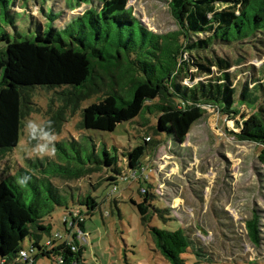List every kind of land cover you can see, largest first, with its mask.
<instances>
[{
	"label": "trees",
	"instance_id": "trees-1",
	"mask_svg": "<svg viewBox=\"0 0 264 264\" xmlns=\"http://www.w3.org/2000/svg\"><path fill=\"white\" fill-rule=\"evenodd\" d=\"M19 1L0 0V161L17 147L25 118L34 110L31 92L43 89L55 91L59 105L53 109L50 100L42 128L28 137L31 144L42 135L60 134L68 113H80V131L112 133L125 123L147 128L142 141L122 153L127 160L124 173L117 166L118 156L111 157L107 150L102 162L92 151L88 154L94 163L114 166L103 179L110 193L118 190L119 182L144 172L141 184L149 187L140 195L145 198L130 202L145 226L153 215L144 160L157 143L151 141L153 135L183 143L210 108L234 122L238 141L259 147L258 160L264 165V0H169L178 30L167 34H155L142 25L126 8L128 0L53 1L63 2L65 11H55L48 4L51 0H32L44 17L50 7L51 22L68 10L82 5L86 9L65 25L45 31L38 25L24 35L12 34L2 24V18L12 21L10 12H22ZM25 10L33 19L31 9ZM220 50L234 55L221 56ZM247 57L263 62L258 68L244 64ZM196 76L201 79L195 81ZM99 91L104 92L102 98L83 105ZM152 120L156 124L148 125ZM67 143L55 144L56 160L29 161L32 171L19 167L0 180V264H40L43 259L50 264H88L80 236L86 233V216H94L98 208L97 198L90 192L59 191L53 179H77L99 167L93 169L84 160L76 141ZM29 194L31 202L26 204ZM59 211L64 216L60 229L66 226L63 232L53 230V215ZM160 219L165 220L162 214ZM258 222L255 215L247 222L255 245ZM149 234L153 252L170 264H187L188 252L196 262L213 259L183 228L151 226Z\"/></svg>",
	"mask_w": 264,
	"mask_h": 264
},
{
	"label": "rangeland",
	"instance_id": "rangeland-1",
	"mask_svg": "<svg viewBox=\"0 0 264 264\" xmlns=\"http://www.w3.org/2000/svg\"><path fill=\"white\" fill-rule=\"evenodd\" d=\"M53 1L55 0L48 4H52L55 11L61 10L60 7L63 11L67 10L63 2L58 1L54 5ZM27 2L29 6L23 0L18 2L23 8L21 13L10 12L12 21L2 18L4 28L12 34H28L29 30L35 31L38 25H41L43 31L53 25H65L71 16L80 15L86 9L82 5L73 11L68 10L60 20L55 18L51 22L49 6L45 8L44 17L34 1ZM24 7L31 9L33 19ZM126 8L155 34L178 30V25L170 13L169 0H128ZM16 10L20 11L18 7ZM218 52L221 56L234 55L230 50ZM245 62L244 64L258 68L263 59L247 57ZM200 79L196 76L195 81ZM54 92L43 89L31 92L34 110L25 118L17 147L5 160L0 161V180L15 173L19 167L32 171L29 161L46 158L56 160L52 148L56 143L68 144L70 141H76L80 145L78 148L85 161L89 160L88 154L92 151L102 162V152L107 150L111 157L118 156L117 166L120 172H126L127 160L122 157V153L135 146L136 141L141 142L143 132L147 129L137 124L119 125L112 133L86 132L78 129L80 113H68L61 133L54 135L55 139L49 143L48 150L41 152L37 147L48 143L42 139L44 135L35 143L29 142L28 137L33 133L29 124H35L36 129H41L50 100L54 101L53 109L59 105ZM103 94V91L91 93L83 105L97 102ZM137 121L142 123L139 118ZM150 124H156V121L152 120L148 125ZM236 133L239 132L233 121L226 120L213 109L207 108L204 116L191 127L183 143L162 134L152 136L151 141L155 140L157 143L151 151L149 148L147 154L151 157L144 158L148 161L147 168L149 167V172L145 171L146 175L148 173L145 178L151 185L152 195L148 203L152 205L149 211L153 214L146 226L142 224L137 209L130 202L133 200L141 203L145 198L140 195L142 188L149 187L141 184L144 172L141 177L119 182L118 190L113 193H110L111 186H106L103 179L113 173L114 166L108 169L94 163L93 159L87 163L93 169L99 167V170H92L77 179H53L59 191L78 190L80 195L90 192L97 198L98 208L94 216H86V233L80 236L86 262L170 264L153 252L149 228L156 226L169 230L183 228L191 233L193 239L201 242L205 253L209 252L213 256L209 262L200 263L188 252L184 256L187 264H264V165L258 160L259 147L238 141ZM69 152L74 153L73 150ZM125 177L129 178L128 175ZM75 193L73 194L77 197ZM31 197V194L24 197L26 204H30ZM75 209L79 208L76 206ZM161 214L165 220L160 219ZM253 215L259 220V243L256 245L247 232V222ZM63 219L60 211L53 215V230L65 231L66 226L63 230L60 229ZM29 244V239H26L24 247L28 248ZM40 264H50V261L43 259Z\"/></svg>",
	"mask_w": 264,
	"mask_h": 264
},
{
	"label": "clouds",
	"instance_id": "clouds-1",
	"mask_svg": "<svg viewBox=\"0 0 264 264\" xmlns=\"http://www.w3.org/2000/svg\"><path fill=\"white\" fill-rule=\"evenodd\" d=\"M29 127H31L33 129V131L35 132V130H36L35 124L30 123ZM42 139H45L46 141H48V143L38 145L37 147H38L39 151L44 152V151L48 150V145H49V143H51L52 140L55 139V136L54 135L48 136L47 134H45L42 137ZM52 151H54V147L52 148ZM20 182L24 183V181H20Z\"/></svg>",
	"mask_w": 264,
	"mask_h": 264
}]
</instances>
